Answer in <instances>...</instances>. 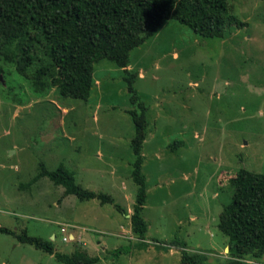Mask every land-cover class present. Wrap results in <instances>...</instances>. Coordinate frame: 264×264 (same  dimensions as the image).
I'll return each instance as SVG.
<instances>
[{"label":"rangeland","instance_id":"374dc122","mask_svg":"<svg viewBox=\"0 0 264 264\" xmlns=\"http://www.w3.org/2000/svg\"><path fill=\"white\" fill-rule=\"evenodd\" d=\"M230 2L246 26H233L228 38H204L169 19L130 54V70L139 74L133 86L149 108L144 241L128 218L138 186L124 72L102 60L87 101L55 89L37 98L13 66L0 62V227L50 240L56 253L85 251L98 264H182L183 250L227 264L230 240L218 225L233 198L230 179L242 168L264 174V0ZM40 162L49 170L65 165L77 185L115 204L66 197L47 178L27 187ZM177 240L186 249L174 246ZM243 262L264 264V255ZM0 264L63 263L0 233Z\"/></svg>","mask_w":264,"mask_h":264},{"label":"trees","instance_id":"16d2710c","mask_svg":"<svg viewBox=\"0 0 264 264\" xmlns=\"http://www.w3.org/2000/svg\"><path fill=\"white\" fill-rule=\"evenodd\" d=\"M234 9L230 0H0V62L13 66L37 98H45L55 89L63 98L87 101L96 85L95 65L102 60L111 61L124 72L131 103L127 113L135 126L131 176L138 192L130 220L138 241H144L148 232L143 217L147 201L143 147L150 122L149 108L141 103L133 86L132 78L139 74L130 70V54L154 37L169 19L201 37L226 39L233 26H246L233 15ZM5 74L0 67V76ZM44 178L63 187L66 197L115 204L110 196L77 185L74 172L63 164L49 170L40 162L37 176L27 187ZM230 186L233 198L220 215L218 228L230 240L231 260L227 264H244L247 256L264 255V174L242 168L230 179ZM115 207L128 215L120 206ZM0 233L55 255L63 264L100 261L81 250L72 255L56 253L52 241L28 233L21 236L6 227H0ZM174 246L186 249L178 240ZM183 251L182 264H209L205 254Z\"/></svg>","mask_w":264,"mask_h":264},{"label":"water","instance_id":"95a60500","mask_svg":"<svg viewBox=\"0 0 264 264\" xmlns=\"http://www.w3.org/2000/svg\"><path fill=\"white\" fill-rule=\"evenodd\" d=\"M0 80H1V81L3 80L2 76H0ZM53 239H55V236L53 237Z\"/></svg>","mask_w":264,"mask_h":264},{"label":"crops","instance_id":"0c3cea01","mask_svg":"<svg viewBox=\"0 0 264 264\" xmlns=\"http://www.w3.org/2000/svg\"><path fill=\"white\" fill-rule=\"evenodd\" d=\"M96 84H99V82H97ZM146 143V142H145ZM128 218H130V216L128 215ZM56 238V237H55ZM229 248H227V250H228Z\"/></svg>","mask_w":264,"mask_h":264},{"label":"built area","instance_id":"2783aa9c","mask_svg":"<svg viewBox=\"0 0 264 264\" xmlns=\"http://www.w3.org/2000/svg\"><path fill=\"white\" fill-rule=\"evenodd\" d=\"M64 232H65V229L62 230V233H64ZM65 240H66V239H65Z\"/></svg>","mask_w":264,"mask_h":264}]
</instances>
